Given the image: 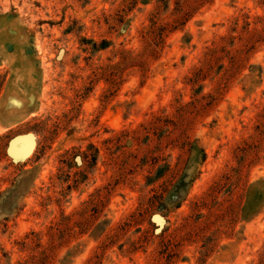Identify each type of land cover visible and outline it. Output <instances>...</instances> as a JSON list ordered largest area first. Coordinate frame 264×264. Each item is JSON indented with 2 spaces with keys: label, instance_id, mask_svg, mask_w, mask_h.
Returning a JSON list of instances; mask_svg holds the SVG:
<instances>
[{
  "label": "rangeland",
  "instance_id": "1",
  "mask_svg": "<svg viewBox=\"0 0 264 264\" xmlns=\"http://www.w3.org/2000/svg\"><path fill=\"white\" fill-rule=\"evenodd\" d=\"M0 264H264V0H0Z\"/></svg>",
  "mask_w": 264,
  "mask_h": 264
},
{
  "label": "trees",
  "instance_id": "2",
  "mask_svg": "<svg viewBox=\"0 0 264 264\" xmlns=\"http://www.w3.org/2000/svg\"><path fill=\"white\" fill-rule=\"evenodd\" d=\"M182 146H183V147H184V146H187V149H188L190 152H193V151L196 152V153L194 154V158H193V159L195 160L196 163H199V162L203 161V159H204V157H205V155H204V151H203L202 148L197 147V145H196V143H195L194 141H190L188 138H184V139H183V142H182ZM189 165H191V163H190ZM186 166H187V165H186ZM186 168H187V167H185L184 170H186ZM195 175H196V172H195V174L193 175L192 178H194ZM158 176H161V174H159ZM192 178L189 179V180L187 181V174H186V173H183V174L181 175V177L178 179V181L175 183L174 187H175V188H179L181 185H185L186 182H190V181L192 180ZM150 182H151V181H149V183H150Z\"/></svg>",
  "mask_w": 264,
  "mask_h": 264
}]
</instances>
